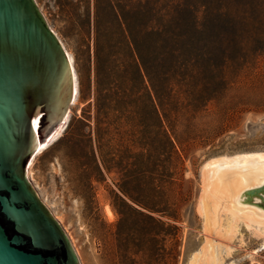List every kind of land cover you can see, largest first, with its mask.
<instances>
[{
  "label": "rangeland",
  "instance_id": "1",
  "mask_svg": "<svg viewBox=\"0 0 264 264\" xmlns=\"http://www.w3.org/2000/svg\"><path fill=\"white\" fill-rule=\"evenodd\" d=\"M35 1L85 85L61 137L32 167L42 201L81 264H190L206 242L197 214L204 164L219 156L264 151V110L240 106L264 102V52L230 63L229 85L219 101L166 119L153 113L146 91L137 100L132 91L126 95L115 88L97 101L93 36L80 29L91 27L93 0ZM72 14L78 25L70 22ZM225 115L231 120L217 131ZM261 244L241 225L230 241V256L216 253L221 264H264Z\"/></svg>",
  "mask_w": 264,
  "mask_h": 264
},
{
  "label": "water",
  "instance_id": "2",
  "mask_svg": "<svg viewBox=\"0 0 264 264\" xmlns=\"http://www.w3.org/2000/svg\"><path fill=\"white\" fill-rule=\"evenodd\" d=\"M65 48L35 0H0V264H81L28 179L35 153L67 126L76 97ZM197 214L212 252L230 256L238 221L264 238V154L214 159L201 172Z\"/></svg>",
  "mask_w": 264,
  "mask_h": 264
},
{
  "label": "trees",
  "instance_id": "3",
  "mask_svg": "<svg viewBox=\"0 0 264 264\" xmlns=\"http://www.w3.org/2000/svg\"><path fill=\"white\" fill-rule=\"evenodd\" d=\"M93 1L91 27L80 29L93 36L98 102L115 88L126 95L132 91L137 100L146 91L155 115L179 119L222 98L230 63L264 52V0ZM69 19L78 25L73 14ZM79 92L83 98L81 81ZM240 106L264 110V102ZM230 120L225 115L216 130L226 129Z\"/></svg>",
  "mask_w": 264,
  "mask_h": 264
},
{
  "label": "bare ground",
  "instance_id": "4",
  "mask_svg": "<svg viewBox=\"0 0 264 264\" xmlns=\"http://www.w3.org/2000/svg\"><path fill=\"white\" fill-rule=\"evenodd\" d=\"M55 33V32H54ZM56 34V33H55ZM64 46V45H63ZM64 48H65V51L67 52V55H68V57H69V61H70V65H71V69H72V74H73V77H74V87H75V89H76V91H77V93H76V97H75V99H74V102H73V104H72V106L73 105H75L76 104V102H77V99L79 98V80H78V77H77V74H76V70H75V66H74V59H73V57L71 56V54H70V52H68L67 51V49H66V47L64 46ZM71 106V107H72ZM71 112V111H70ZM70 117H71V115H70ZM70 117H69V121H70ZM69 121H68V123H69ZM68 125V124H67ZM66 128V127H65ZM65 128L61 131V133L55 138V139H53L49 144H47L45 147H43L42 149H40V150H38L37 152H36V154H35V156L32 158V160H31V162H30V164H29V166H28V169H27V175H28V179L30 180V182L33 184V186H34V183H33V178H32V167H33V165H34V163H35V160H36V157L38 156V155H40V154H42L43 152H44V150H46L47 148H49V147H51L60 137H61V135H62V133L64 132V130H65ZM258 153H263L264 154V151H254V152H245V153H240V154H236V155H230V156H228V155H224V156H219V157H215V158H212V159H210L209 161H211V160H214V159H218V158H222V157H225V158H227V159H233V158H235V157H239V156H242V155H246V154H258ZM209 161H207L206 163H208ZM205 163V164H206ZM204 164V165H205ZM204 167V166H203ZM35 187V186H34ZM35 189H36V187H35ZM37 190V189H36ZM40 196V195H39ZM41 198V197H40ZM44 202V201H43ZM108 215L111 217V218H113V213H112V211L109 209L108 210ZM241 225H243L244 227H246V229H248L247 228V226L245 225V223L243 222V221H238V223H237V226H236V230H235V232H234V234H233V236H232V238H234V236L235 235H237V233L239 232V228H240V226ZM250 231V230H249ZM250 232H252L253 234H254V236H256L255 235V233L253 232V231H250ZM257 238H259L261 241H262V244H261V247H260V251H264V238L263 237H260V236H256ZM232 240V239H231ZM206 243V242H205ZM258 251V250H257ZM77 252V251H76ZM256 252V251H255ZM257 253V252H256ZM209 264H221L220 263V260H219V258H218V256H217V253L216 252H212L211 253V255H210V258H209Z\"/></svg>",
  "mask_w": 264,
  "mask_h": 264
}]
</instances>
